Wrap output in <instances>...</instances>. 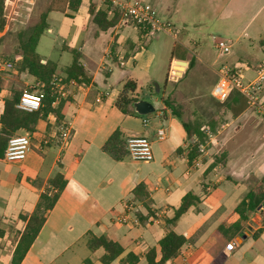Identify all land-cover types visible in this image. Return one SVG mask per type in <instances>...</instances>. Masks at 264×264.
I'll list each match as a JSON object with an SVG mask.
<instances>
[{"label": "crops", "instance_id": "0c3cea01", "mask_svg": "<svg viewBox=\"0 0 264 264\" xmlns=\"http://www.w3.org/2000/svg\"><path fill=\"white\" fill-rule=\"evenodd\" d=\"M102 4L96 3V9ZM156 5L169 12L168 17L176 18L174 24L159 16L180 28L177 40L162 33L143 36L119 18L113 27L101 31L92 17L86 16L84 3L77 13L66 11L71 16H85L83 28L88 19L95 26L93 38L76 50L89 82L81 83L83 89L73 90L66 99L59 121L53 114L37 121L35 132L27 134L31 146L24 159L0 158V264H13L25 226L22 217L29 216L41 195L53 187L50 181L57 173L65 179L64 188L45 213L19 264H102L104 251L87 248L90 235L106 237L122 248V254L110 264H121L128 253L137 256L138 264H146V253L150 249L158 251L159 240L169 231L182 235L187 242L165 264H264V200L253 210L240 205L255 183L264 178V130L259 129L262 124L257 114L244 109L232 117L225 110L229 105H217L215 113L208 109L209 114L202 111L200 117H193L192 124L200 128L217 116L231 117L224 127L231 121L238 129L216 143L214 136L207 142V150L190 163L189 144L196 142L197 136L194 130L187 136L181 122L189 123L180 114L177 118L166 105H159L158 110L141 116L134 110L135 114L125 113L115 105L128 80L136 83L138 100L145 95L157 102L151 90L168 81L174 65L184 62L180 65L185 67L184 74L192 59L205 62V51L187 36L186 24L193 20L191 11L173 9L168 0H156ZM256 20L253 16L251 26H244L243 37L249 42L239 45L236 59L225 61L217 69L207 64L218 77L222 67L238 65L248 66L244 82L253 77V68L264 55V20ZM45 31L51 32L50 28ZM189 45L199 52L191 51ZM182 56L184 59L178 58ZM8 95L7 88L0 93V116ZM260 101L264 102V86ZM61 125L70 127L65 141L60 138ZM242 127L248 133H240ZM160 129L161 139L157 136ZM115 131H120L125 142L147 137L152 160L139 162L127 155L114 159L103 146ZM217 143L223 146L219 164L214 155ZM241 187L242 191L235 194ZM187 193L196 196L197 202L167 224ZM232 196L233 202L225 207V200ZM230 241L235 243L233 250L225 249Z\"/></svg>", "mask_w": 264, "mask_h": 264}, {"label": "trees", "instance_id": "16d2710c", "mask_svg": "<svg viewBox=\"0 0 264 264\" xmlns=\"http://www.w3.org/2000/svg\"><path fill=\"white\" fill-rule=\"evenodd\" d=\"M83 3L86 5V16L89 18L92 17V21L97 25L99 30L105 31L117 23L119 16L116 11H111L107 3H103L101 8L96 9V3L94 0H50L46 10L39 16L38 21L33 26L19 31L16 34L18 42L17 49L19 52L17 55L20 56V60L16 63L15 80L8 85L9 95L3 101V112L0 116V158H3L8 140L13 136L22 133L28 135L33 134L35 132L36 123L39 119L45 118L47 114H53L57 121H59L60 109L66 99H59L56 105H52L56 98L55 90L52 88V81L58 80L61 85L70 80H75L82 84L89 82V78L84 73V70L79 63L78 51H71V62L62 69L58 68L56 62L43 59L36 52V46L40 37L44 31L48 29L47 14L50 12H59L70 18L71 15L66 13V11L69 10L72 13H77ZM0 25L3 26L2 20H0ZM178 58L184 59L183 56ZM193 62L194 59L189 62L188 68L192 66ZM21 74H25L32 78L37 86H26L18 77ZM5 82L0 86V90L6 88ZM135 90L136 83L132 80H128L116 99L115 105L119 110L125 113L131 112L135 114L132 108V103L138 100ZM24 91L42 92V103L37 111L25 112L16 108ZM165 104L173 114L179 118L178 113L173 107H171L166 101ZM221 105H229L225 110H229L232 117H235L236 114L246 108L245 99L236 91H233L224 102L222 101ZM232 106L235 107L233 108ZM216 118L217 117L212 118L206 124V128L211 133H214L216 130ZM57 124H59V122H57ZM181 124L187 136L192 135V130H194L193 132H195V135L197 136L198 143L192 144L188 149V160L191 163L200 155L198 152V145L205 143L206 135L203 133V129L196 124H186L184 122H181ZM125 143L126 142L122 138L120 131H115L105 142L103 150L110 153L114 159L120 160L127 155ZM50 184L56 189L55 193L42 194L39 202L30 215L22 217L25 226L20 233V237L14 250L13 264H19L25 255V252L34 241L44 222L45 213L53 207L59 193L64 188L65 179L60 173H57L50 181ZM197 200V197L191 193L185 194L181 200L180 206L175 211L173 217L167 221V224L170 225L174 222L193 206ZM263 200L264 178L255 183L254 188L246 195L245 201L243 200L240 205L241 207L247 206L250 210H253L257 208ZM186 242L187 240L182 235H178L173 231L167 232L158 242V251L156 249H150L146 253V264L167 263L169 260H172L177 256L180 248ZM87 248L91 252L98 249L104 251L103 255L100 257L102 264H110L123 252L122 248L117 243L103 236L96 237L90 235L87 240ZM120 263L138 264V258L136 255L128 253L120 260Z\"/></svg>", "mask_w": 264, "mask_h": 264}, {"label": "rangeland", "instance_id": "374dc122", "mask_svg": "<svg viewBox=\"0 0 264 264\" xmlns=\"http://www.w3.org/2000/svg\"><path fill=\"white\" fill-rule=\"evenodd\" d=\"M49 1L18 0L16 14L10 25V29L0 40V52L2 54H19L16 34L19 31L33 26L38 21L39 16L46 10ZM95 1L98 5L103 3L101 0ZM141 1L155 8L161 19H167L174 24L177 23L173 15L168 17L169 12H166L163 7L156 5V0ZM168 2L169 7L173 9L181 8L183 11H191L193 20L188 21L186 24L188 28L187 36L193 42H197L202 51H205L203 52L204 55L202 58H204L206 63L195 60L194 64L186 69L184 74H182V70L185 68L184 66L174 65L173 73L170 74L168 81L161 82L160 86H155L153 91L151 90V94H155L154 97L156 96L155 98L158 99L157 102L154 98L145 95L140 96V98L151 103L155 111L159 109V105H166V101L181 115V118L185 122L192 124L193 117L197 119V117L201 116L202 111L204 115L210 113L208 109H211L215 113L218 110L217 105H221L218 102L219 100L212 94L219 79L212 68L217 69L225 61L237 58L236 50L239 45L249 42L246 37H243L242 30L244 26L249 24L253 16L254 18L256 17V21L264 20V0H168ZM229 12H231V15ZM84 20L85 16L81 14H76L69 18L59 12L48 13L47 25L51 32L44 31L39 39L36 52L40 57L57 62L60 66L67 65L71 60V51L79 50L82 42L87 43L93 38L92 34L95 26L88 19L83 28ZM126 24L132 25L131 23ZM132 26L134 27V25ZM177 29L180 30V28ZM252 29L250 27L247 33L249 34ZM214 39L230 41L232 46L231 52L227 55H221L215 48ZM63 47L64 50L62 49ZM188 47L194 52H199L200 50H197V47L195 48L191 45ZM189 57V55L186 56L187 61ZM213 61L216 62L214 63ZM207 64H210L212 68L207 67ZM14 77L15 75L6 78L5 87L7 89L9 83L15 80ZM18 77L26 86L30 87L36 84L25 74H21ZM233 91L232 89L228 90L226 99ZM170 112L172 111L170 110ZM249 115L253 116L251 114ZM230 119L231 117L224 119L221 116H217V126L214 133H211L206 128V125L202 127L203 133L206 135V141L198 145V152L200 145L205 152L207 150V142L214 138V136L217 137L214 139L216 143L227 134L234 133L238 129V126L234 123L232 124L231 121V125L224 127V122H228ZM257 120L262 124L259 129L264 130V122L259 117ZM240 133H248L247 128L242 127ZM194 143H198V140L189 145L191 146ZM222 147L219 143L214 144V148L217 149L216 154H214L216 164H219L222 160L219 157L222 153ZM199 154L202 153L199 152ZM242 189L241 187L235 194H238V191H242ZM234 198L235 196H232L225 200L224 206L229 207Z\"/></svg>", "mask_w": 264, "mask_h": 264}, {"label": "built area", "instance_id": "2783aa9c", "mask_svg": "<svg viewBox=\"0 0 264 264\" xmlns=\"http://www.w3.org/2000/svg\"><path fill=\"white\" fill-rule=\"evenodd\" d=\"M109 5L111 11H116L119 19L125 23H131L143 36L155 34H165L173 40L179 38L180 31L170 22L163 21L155 8L141 0H101ZM18 0L0 1V40L9 31L10 25L16 14ZM215 48L221 55H227L231 49V43L226 40H214ZM20 60L19 55H6L0 52V86L6 78L15 75L16 63ZM248 69L247 65H238L233 68L222 67L218 71L219 79L214 87L213 95L219 101L227 97L229 89L242 95L245 99L246 110L254 112L264 122V102L260 101V90L264 86V58L256 63L253 68V77L244 82V72ZM35 86H37L35 84ZM83 85L75 80H70L65 84H59L58 80L52 81V88L55 90L56 98L52 105H56L59 99H67L73 90L83 89ZM3 89L0 90V93ZM43 94L40 91H24L16 105V108L25 112L37 111L42 103ZM60 138L62 141L68 139L70 127L61 125L59 127ZM158 138L163 137V130L157 131ZM30 138L27 134H20L11 137L4 151L3 159L7 161L24 159L30 150ZM199 152L203 153L202 146ZM125 150L127 156L139 162H150L153 158L151 142L147 137H133L126 140ZM197 165V164H196ZM56 189L51 187L48 194L55 193ZM126 210L129 207L125 206ZM126 219L123 217V221ZM136 223V219L134 221ZM235 243L230 241L225 245V249L233 250Z\"/></svg>", "mask_w": 264, "mask_h": 264}, {"label": "water", "instance_id": "95a60500", "mask_svg": "<svg viewBox=\"0 0 264 264\" xmlns=\"http://www.w3.org/2000/svg\"><path fill=\"white\" fill-rule=\"evenodd\" d=\"M179 65H184V62H179ZM133 110L136 114L144 116L154 112V107L151 103L144 100H136L132 103Z\"/></svg>", "mask_w": 264, "mask_h": 264}]
</instances>
